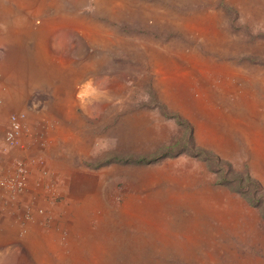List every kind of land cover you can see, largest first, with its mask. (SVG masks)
Returning <instances> with one entry per match:
<instances>
[{"label":"rangeland","instance_id":"374dc122","mask_svg":"<svg viewBox=\"0 0 264 264\" xmlns=\"http://www.w3.org/2000/svg\"><path fill=\"white\" fill-rule=\"evenodd\" d=\"M30 4L0 0V26L21 9L81 21L76 32L92 44L79 49L78 69L114 103L106 115L115 136L88 147V189L73 195L58 189L33 148L44 134L23 117V143L5 142L8 113L0 176L23 158L29 177L13 196L0 189V264H264V0ZM72 35L66 25L65 41ZM179 156L193 169L184 188L173 181L181 170L160 166ZM240 189H257L262 207Z\"/></svg>","mask_w":264,"mask_h":264},{"label":"crops","instance_id":"0c3cea01","mask_svg":"<svg viewBox=\"0 0 264 264\" xmlns=\"http://www.w3.org/2000/svg\"><path fill=\"white\" fill-rule=\"evenodd\" d=\"M28 1L31 4L27 8H33L34 0ZM10 13L7 18L19 20L0 26V89L4 90L0 92V124L10 111H15L23 114L26 126L40 137L44 134L33 148L59 178L55 179L58 189L74 195L75 189H88L80 182L87 179L81 171L88 165L84 157L88 147L115 136L106 115L114 109V103L106 100L107 94L103 100L90 86L94 77H83L78 69L83 58L79 49L91 45L92 37L87 36L84 41L83 32H76L81 21L77 25L67 23L66 12L59 9H21ZM35 19L40 22L35 23ZM66 25L73 34L68 42L64 36ZM81 84L84 90L79 89ZM83 98H99L104 105L91 102L86 106ZM138 116L141 121V115ZM169 162L160 166L167 173L181 170L173 181L184 188V172H192V167L182 156ZM34 167L41 172L37 163ZM153 186L157 188L156 184ZM91 189H98L96 182ZM3 204L9 208L13 202L5 200Z\"/></svg>","mask_w":264,"mask_h":264},{"label":"built area","instance_id":"2783aa9c","mask_svg":"<svg viewBox=\"0 0 264 264\" xmlns=\"http://www.w3.org/2000/svg\"><path fill=\"white\" fill-rule=\"evenodd\" d=\"M22 117L23 114L19 112H12L9 115L8 124L4 132V140L7 144L16 145L23 143V137L20 136L22 130ZM41 165L44 167L43 163ZM28 177L29 168L27 166V161L23 158H17L14 161L13 169L9 173L0 176V189L9 192L11 196H13L15 191L26 188ZM1 204L0 210L3 207Z\"/></svg>","mask_w":264,"mask_h":264},{"label":"trees","instance_id":"16d2710c","mask_svg":"<svg viewBox=\"0 0 264 264\" xmlns=\"http://www.w3.org/2000/svg\"><path fill=\"white\" fill-rule=\"evenodd\" d=\"M177 152H175L173 155L177 154ZM167 153H163V154H159V155H156V156H153V157H141L140 159H138V161H155L163 156H166ZM226 181V183L230 186L232 185V181L230 179H226V177H223L222 179V182L223 181ZM240 192L243 193L245 195V198L247 199V201L250 203V204H253V205H257V206H260L261 203L260 202V196L257 195L258 192H257V189H240ZM262 207V206H260Z\"/></svg>","mask_w":264,"mask_h":264}]
</instances>
